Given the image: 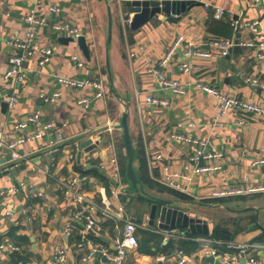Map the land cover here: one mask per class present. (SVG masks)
<instances>
[{
	"label": "crops",
	"instance_id": "0c3cea01",
	"mask_svg": "<svg viewBox=\"0 0 264 264\" xmlns=\"http://www.w3.org/2000/svg\"><path fill=\"white\" fill-rule=\"evenodd\" d=\"M52 5L60 9L58 16L49 11ZM217 7L225 9L222 19L214 17ZM109 8L113 20L110 44ZM32 10L50 23L68 22L77 27L86 38L90 58L84 55L77 41L64 43L61 38L69 37H60L50 26H43L37 29L34 55L25 63L24 79H6L12 55L23 52L14 43L27 40L29 24L25 19ZM129 16L127 9L117 0L109 3L106 0H0V133L6 140L13 141L25 133H35L44 122L54 125L45 138L18 147V152L27 160L17 165L10 167L9 152L0 148V190L14 189L9 196L0 197V244L12 242V233L15 237L29 238V247L35 254L30 261L50 264L54 248L62 245L70 252L72 263L80 264L76 254L78 243L83 244L85 252L112 243L113 224L106 223L101 232L86 235L85 223L73 220L74 209L63 193L62 183L75 176L81 179L88 196L100 200L105 194L115 206L126 209L130 216L149 221V212L143 218L133 214L128 196L133 193L123 177L118 195L112 194L116 183L107 159L113 154L119 159L117 144L122 131L117 126L124 113H128L134 147L141 143L144 148L151 177L194 198L195 203L181 202L180 206L191 215L206 219L210 229L209 235L197 234L195 241L201 246L191 255H184L177 243L172 250L156 251L153 255L142 254L138 248L129 255V264L175 263L182 256L189 264H220L219 256L215 260L205 253L206 250H218L220 254L228 252L219 243L227 241L210 236L223 218L214 216L212 208L225 209L202 201L215 199L212 197L215 187L237 189L264 185V165H252L255 158L264 155V123L254 115L244 117L236 111L221 116L218 100L194 84L203 81L228 95L264 107V62L257 60V49L238 45L226 57L214 55L207 60L195 59L202 69L186 75L180 70L181 48L164 72L169 79L186 85L188 92L183 96L162 91L157 78L149 72L178 35L206 49L214 39L254 38L251 30L244 26L246 22L258 21L260 31L264 33V4H255L251 0H201L200 5L179 16L159 14L133 34L126 22ZM46 48L52 49L53 55L46 65H40L42 51ZM58 76L100 82L103 96L97 98V89L93 86L66 87L58 82ZM54 92H60V98L46 102L45 98ZM147 95L166 99L169 104L165 107L148 104L145 102ZM81 97L92 100L88 109L78 104ZM10 98L15 101L11 102ZM36 111L41 113L39 123L32 124L25 131L16 128L17 123ZM179 124L183 127L181 132L206 142V153L222 154L221 170L194 172L196 165H214L217 161H192L191 156L200 146L172 138ZM99 131L104 138L99 147L87 150L95 144L92 142L81 148L82 141L91 140L93 133ZM59 135L61 141H58ZM112 141L115 150L109 151L107 144ZM155 153L162 154L157 165L151 162ZM8 170L10 173L4 174ZM43 194L48 199H43ZM246 195L253 198L242 203L240 209H258L259 224L264 227V192L238 196ZM24 210L28 212L24 213ZM6 211L12 214L6 215ZM235 214L240 215L243 223L247 222L248 228L231 241L264 244L259 241L263 230L249 228L256 222L257 214L254 211ZM70 223L72 227L67 229ZM160 230L158 234L164 237V245L188 236L183 233L185 229L179 230L178 234ZM229 252L235 254L239 264H244V258L238 257L236 251ZM12 256L13 253L3 257L1 264L13 263ZM258 259L264 262V254H258ZM96 264H100V260Z\"/></svg>",
	"mask_w": 264,
	"mask_h": 264
},
{
	"label": "built area",
	"instance_id": "2783aa9c",
	"mask_svg": "<svg viewBox=\"0 0 264 264\" xmlns=\"http://www.w3.org/2000/svg\"><path fill=\"white\" fill-rule=\"evenodd\" d=\"M120 3H124L127 0H117ZM163 1V0H155ZM255 4H264V0H251ZM49 11L52 15L58 16L60 14V9L57 6H50ZM225 15V9L222 7L215 8L214 17L216 19H222ZM132 15L130 14L127 19V24L130 26ZM26 22L29 24L28 38L23 43H14L18 49H21L22 53H16L12 55L10 59V67L5 75L6 79L16 78L17 80H23L26 74V61L34 55L33 43L36 37V32L39 27L50 26L53 31L60 37H71L78 39L83 36L82 32L72 24L68 22L54 21L53 23L48 22V20L40 17L35 10H32L30 14L26 17ZM235 25V24H234ZM244 26L251 30L254 34V38H247L245 40H240L236 38L232 39H214L208 43V48H201L198 45L189 42L184 36L178 35L174 40L172 45L169 47L166 54L158 61L155 67H150L149 72L152 73L158 81L159 88L170 94L183 96L187 94V87L177 80L169 79L164 68L170 64L175 58L178 51L182 48V60L180 62V70L183 74L191 75L193 73L199 72L202 66L195 62L196 60H207L211 59L214 55H219L226 57L230 54L233 47L241 45L245 47L255 48L258 50L257 60L259 62H264V33L259 29L258 21L246 22ZM94 45H92L93 47ZM53 51L50 48H46L42 51L40 65H46L51 59ZM74 59L78 60L77 57ZM80 62V61H79ZM83 66L82 62L79 63ZM57 80L60 84L66 87L72 88H83L85 86H93L97 89L96 97L101 98L103 96V86L100 82H90L83 81L79 79H73L63 76H58ZM256 83V81H253ZM195 87L200 91L207 93L215 97L219 102V113L221 116H225L230 111H236L241 113L244 117L246 115H254L256 118L260 119L264 123V107L247 100L238 99L235 96L228 95L216 88L206 84L203 81H198ZM189 85V84H188ZM61 96L60 92H54L52 96L45 98L46 102H55ZM11 102H14V98H10ZM145 102L148 104H154L161 107H165L169 104L168 100L156 97L154 95H147ZM92 100L87 97H81L78 100V104L84 109H88L91 106ZM41 120L40 111H36L29 115L24 121L16 124V128L19 130H26L32 124L39 123ZM244 120H242V123ZM53 124L50 122H44L35 133H25L22 136L17 137L13 141L6 140L0 133V148L6 150L11 155V166L17 165V163L26 161L27 157L21 155L18 152V147L22 144L34 141L38 139H43L46 134L53 130ZM183 127L179 124L178 131L174 132L172 138L184 143H192L193 145H198L191 160L194 162H199L201 159L216 160V164L199 166L196 165L194 170L195 173H205L206 171H218L222 169L221 159L222 154L219 152L206 153L205 141H199L192 138L190 135L181 132ZM59 140L61 141V136L59 135ZM93 143L97 144L99 147L104 140L102 133L99 131L93 133L91 136ZM96 146V147H97ZM107 149L109 151L115 150V145L112 142H108ZM106 149V151H107ZM162 160L161 153H155L151 159L152 164L157 165ZM107 161L112 167V177L116 183L112 194L114 196L118 195L120 187L122 185L123 176L119 163L118 157L113 154V156ZM253 166H263L264 165V155H260L254 159ZM10 169V168H9ZM169 181L170 178L167 177ZM64 187V195L70 199V203L73 206L74 214L73 220L76 222H84L85 229L84 233L86 235L90 233H99L103 230V225L106 223L113 224L114 236L112 237L111 244L101 245L99 249H94L89 252H85L82 243L77 244V257H79L80 264H96L100 260V264H129V255L135 252L139 248V230H149L154 233H159L161 230L158 227L150 226L148 221H141L137 217L130 216L127 210L123 207H117L113 204L112 200L103 194L100 200L88 196L84 190V185L81 179L77 176L70 179L66 183H62ZM264 192V185L261 186H249L247 188H237V189H222L215 187L212 190L213 198H222L227 196H238L244 194H253ZM14 193V189H2L0 190V197L5 198L10 194ZM43 199H48V196L43 194ZM2 202L0 201V207ZM24 210V213H27ZM11 211H6V215L10 216ZM72 227L71 223L68 225L67 229ZM220 245L228 252L220 254L218 250H206V256H212L216 260L219 256L220 264H239L236 261L235 254L229 251H236L237 256L244 258V264H264L263 261L258 259V254H264V244L260 243H240L235 241L219 242ZM21 247L15 245L12 242H7L0 244V264L3 257L7 258L12 253L21 252ZM70 252L62 245H58L54 248L53 260L50 264H73L71 258L69 257ZM20 264H38L37 262L28 261L20 262ZM157 264H189L185 257L179 258L175 263H165L163 261Z\"/></svg>",
	"mask_w": 264,
	"mask_h": 264
},
{
	"label": "water",
	"instance_id": "95a60500",
	"mask_svg": "<svg viewBox=\"0 0 264 264\" xmlns=\"http://www.w3.org/2000/svg\"><path fill=\"white\" fill-rule=\"evenodd\" d=\"M109 1L110 0H106ZM201 4V0H127L123 3L125 9L128 13L132 15L130 28L133 31H137L142 28L144 25L151 22L157 15L164 14L166 17L179 16L193 7ZM109 14V31H108V44L112 41V13L111 9L108 10ZM240 23L237 25L239 29ZM61 41L68 43L69 41H77L80 49L84 55L89 59L90 51L86 43V38L84 36L79 37L78 39L74 38H61ZM108 71L111 76L110 71V61L108 60ZM117 129L122 131V140L127 152V165L125 179L127 184L130 187L131 192L136 196L137 199L145 201L149 204V225L157 226L159 229L166 231H175L177 234L179 230L185 229L183 232L184 235H209L210 229L209 224L206 219L196 217L191 215L183 207H179L181 204L180 201L175 199H166V198H155L148 195L145 192L143 184L138 178V174L135 170V159H136V149L133 144V140L129 130V121L128 113H124ZM93 144L92 140L86 139L81 142V148H85ZM97 144H93L90 149H95ZM8 160H11V155L8 156ZM13 172V171H11ZM8 170L4 174H9ZM229 209V208H227ZM235 213H245L249 211H254L257 214L256 222L251 224L249 228L261 229L264 230V227L259 224V210L254 207H246L243 209H229ZM213 259V258H212Z\"/></svg>",
	"mask_w": 264,
	"mask_h": 264
},
{
	"label": "trees",
	"instance_id": "16d2710c",
	"mask_svg": "<svg viewBox=\"0 0 264 264\" xmlns=\"http://www.w3.org/2000/svg\"><path fill=\"white\" fill-rule=\"evenodd\" d=\"M131 34L135 33L131 28L129 29ZM118 146L119 153V163L122 171L124 180L126 173L127 165V152L123 144L122 138L120 139ZM136 159H135V170L138 174L140 182L143 184L145 192L155 198H171L176 199L180 202L192 204L195 203V199L182 193L176 191L175 189L164 185L163 183L157 181L151 177L149 173L148 163L146 160L144 148L141 143L136 144ZM127 183V182H126ZM252 195L246 196H233V197H224V198H215V199H206L202 203L206 204H215L224 207L225 210L230 211L229 209H237L242 203L248 202L252 199ZM229 208V209H227ZM238 216L233 218L223 217L219 224H216L213 230L211 231V237L218 240L231 241L236 238L239 234L243 233L247 228V222L243 223ZM141 237L139 239V248L142 254L153 255L156 251L166 252L174 248V244L177 243L179 250L184 255H191L193 252H196L200 249V243L195 241L198 237L197 235L189 234L185 238H181L176 241H169L166 245L163 244L164 237L161 234L151 232L149 230H141ZM79 237H77L78 239ZM259 241L264 242V230L262 232V237L259 238ZM12 243L21 247V252L13 253L12 261L10 264H17V262H28L34 256V252L29 247V238L27 237H15L12 233Z\"/></svg>",
	"mask_w": 264,
	"mask_h": 264
},
{
	"label": "rangeland",
	"instance_id": "374dc122",
	"mask_svg": "<svg viewBox=\"0 0 264 264\" xmlns=\"http://www.w3.org/2000/svg\"><path fill=\"white\" fill-rule=\"evenodd\" d=\"M107 14V13H106ZM105 23H106V28L108 26V19H107V15L105 17ZM97 26V25H96ZM128 196L131 199V205L130 208L132 209L133 214L137 215L140 218H143L147 215V213L149 212V204L146 203L145 201H140L137 200L136 196H134V194H128ZM180 206V205H179ZM182 207V206H180ZM190 208H195V207H190ZM236 209V208H235ZM240 209V206L239 208ZM186 210V209H185ZM211 213L218 217V216H223V217H227V218H233L236 216L235 213H231L225 210H221V209H214L212 208Z\"/></svg>",
	"mask_w": 264,
	"mask_h": 264
}]
</instances>
